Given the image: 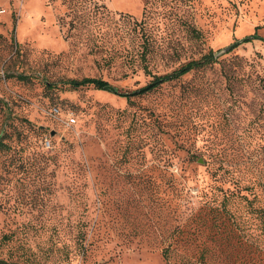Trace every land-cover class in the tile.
I'll return each instance as SVG.
<instances>
[{
  "label": "rangeland",
  "instance_id": "374dc122",
  "mask_svg": "<svg viewBox=\"0 0 264 264\" xmlns=\"http://www.w3.org/2000/svg\"><path fill=\"white\" fill-rule=\"evenodd\" d=\"M2 136L0 264H264V0H0Z\"/></svg>",
  "mask_w": 264,
  "mask_h": 264
},
{
  "label": "trees",
  "instance_id": "16d2710c",
  "mask_svg": "<svg viewBox=\"0 0 264 264\" xmlns=\"http://www.w3.org/2000/svg\"><path fill=\"white\" fill-rule=\"evenodd\" d=\"M250 39L252 38H249L244 42L250 41ZM214 54L215 53L213 51H208L200 58L196 60H191L168 74L157 76L156 78H154L152 86L155 87L158 83L162 84L166 82L176 81L192 71L201 70L215 64L218 60V57H215ZM19 79L26 80L27 76H19ZM64 84L68 85L69 88H71L72 90H76L82 87H89V86L93 87L94 89L104 90L105 87L108 86L107 82L97 78H83L81 80L70 79L64 82ZM46 85L50 88L54 86L53 84H48V83H46ZM3 141L4 138L2 136L0 137V149H3L5 147ZM41 144L43 146V141L41 142ZM255 181H257V179H255ZM254 183L255 182L252 183L253 185L251 187V190H254L256 187H258L257 192L254 193L252 200H248L247 197H244V200H246V204L249 208H259L255 211V213H256V218L259 220V224L261 225L262 233H264V187H262V183L261 185L259 184V182L255 183V185ZM256 203H258V206L254 207Z\"/></svg>",
  "mask_w": 264,
  "mask_h": 264
},
{
  "label": "built area",
  "instance_id": "2783aa9c",
  "mask_svg": "<svg viewBox=\"0 0 264 264\" xmlns=\"http://www.w3.org/2000/svg\"><path fill=\"white\" fill-rule=\"evenodd\" d=\"M49 115L57 119L63 126L70 128L75 123V118L72 113L61 114L59 108L53 107L49 111ZM43 148H50V141L47 137L43 140Z\"/></svg>",
  "mask_w": 264,
  "mask_h": 264
},
{
  "label": "water",
  "instance_id": "95a60500",
  "mask_svg": "<svg viewBox=\"0 0 264 264\" xmlns=\"http://www.w3.org/2000/svg\"><path fill=\"white\" fill-rule=\"evenodd\" d=\"M249 38H250V37H248V38H244L241 42H244L245 40H248ZM230 48H231V47H230ZM230 48L224 50V52L227 51V50H229ZM220 53H221V51L218 52V53H215L214 56H215V57H218V56L220 55ZM104 90H107V91H110V92H113V93L116 92V90H115L114 88L110 87V86L105 87ZM54 135H55V132L52 131V132H51V136H54Z\"/></svg>",
  "mask_w": 264,
  "mask_h": 264
}]
</instances>
